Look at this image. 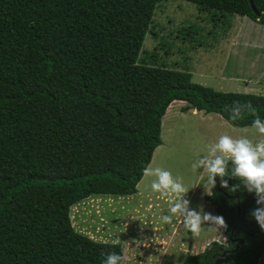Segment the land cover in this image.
<instances>
[{
	"label": "trees",
	"instance_id": "1",
	"mask_svg": "<svg viewBox=\"0 0 264 264\" xmlns=\"http://www.w3.org/2000/svg\"><path fill=\"white\" fill-rule=\"evenodd\" d=\"M200 12L264 26V0H182ZM160 0H0V264H103L122 247L78 233L71 208L94 196L128 197L161 144L175 101L252 127L264 96L218 92L188 70L140 59ZM236 102V103H234ZM233 107L243 117L230 120ZM232 165L229 164V171ZM219 178V177H217ZM221 179V178H219ZM235 193L206 200L226 221V245L211 242L181 264H259L264 231L245 213L256 201L238 178ZM239 211V213H238Z\"/></svg>",
	"mask_w": 264,
	"mask_h": 264
},
{
	"label": "rangeland",
	"instance_id": "2",
	"mask_svg": "<svg viewBox=\"0 0 264 264\" xmlns=\"http://www.w3.org/2000/svg\"><path fill=\"white\" fill-rule=\"evenodd\" d=\"M213 14V11L200 12L195 5L186 1L160 0L145 36L140 59L169 69L193 70L196 72L193 83L207 84L205 87L214 90L219 87L218 83L214 79L209 80L203 72L218 76L221 71L225 73V77L242 78L247 83H254L250 79L255 77H263L264 26L247 17L229 14L216 17ZM237 31V38L241 42H236L235 52L230 53L227 51V44ZM237 82L238 80L223 83L222 90L217 91L236 92L229 87L238 84ZM240 85L244 87L243 84ZM248 87L249 91L239 88L242 90H237V93L264 96V82ZM182 106L185 105L173 102L165 118L172 114V109ZM182 109L185 112L184 107ZM183 114L172 117L170 121L162 119V147L155 150L150 167L169 170L174 177L181 178L186 186H191L194 182H199L197 174L191 168L194 160L205 154L208 145L216 142L221 133H229L219 120L208 121L200 116ZM214 131L219 132L215 134ZM234 134L246 135L253 141L264 139V135L253 127L235 128ZM152 179L143 176L135 195L94 196L74 205L70 210L74 230L97 242L119 244L125 264H181L189 251V234L183 226L174 228L176 218L172 224L165 225L161 222V215L168 214V198L151 190ZM205 194L202 186L191 189L185 197L190 200V209L198 208L200 201L203 205L205 200L203 212L218 216L215 207L204 199ZM257 207L264 205H257L255 201L245 213L247 221H255L251 212ZM221 230L217 231V235L224 238L221 243L226 245V238ZM204 232L203 240L215 236L210 230ZM167 241L170 242L168 245ZM181 241L187 250L185 253L181 248ZM259 264H264V258Z\"/></svg>",
	"mask_w": 264,
	"mask_h": 264
},
{
	"label": "clouds",
	"instance_id": "3",
	"mask_svg": "<svg viewBox=\"0 0 264 264\" xmlns=\"http://www.w3.org/2000/svg\"><path fill=\"white\" fill-rule=\"evenodd\" d=\"M245 107L253 117L252 127L264 135V119L260 117L258 110L251 103H246ZM229 118L233 122L243 119L239 107H233ZM229 164L232 165L231 171ZM191 168L199 178V182H194L191 186H186L181 178L174 177L171 171L164 168L143 169L145 177L153 178L151 190L168 198V214L160 217L163 224H172L176 218L193 237H199L206 228L226 229L227 224L222 216L204 213L202 206L199 211L190 209V200L185 198L196 186H202L207 195H213V189L217 186V177L221 178L219 187L229 193H235L239 185L229 188L228 181L224 177L238 178L248 192L255 191L256 204L264 205V139L253 142L246 135L233 137L223 134L216 142L208 145L207 152L198 156ZM251 216L264 231V207H257L251 212ZM119 242L118 239L117 243ZM122 260L125 264L124 257L116 252H109L103 264H122Z\"/></svg>",
	"mask_w": 264,
	"mask_h": 264
},
{
	"label": "crops",
	"instance_id": "4",
	"mask_svg": "<svg viewBox=\"0 0 264 264\" xmlns=\"http://www.w3.org/2000/svg\"><path fill=\"white\" fill-rule=\"evenodd\" d=\"M241 23H242V21H241ZM238 33H239V31H237L236 33H234L233 35H232V37H230V39L231 40H229V42H228V46H227V51L228 52H230V53H234L235 52V47H234V45L236 44V42L237 43H239V42H241L237 37H239L238 36ZM224 66V65H223ZM188 70V69H187ZM189 72H190V74H191V80H193L194 79V75L196 74V72L195 71H193V70H188ZM203 74L204 75H206V77H209V80H212V79H214L215 80V82H217L218 83V88H216L217 90H222L221 88H222V84L223 83H227V82H231V81H234V80H238V84H235V85H231L229 88H230V90H232V91H236V92H230V93H237L238 91L237 90H242V89H246L247 91H249L250 90V87H248V85H251V84H260V82L262 81V82H264V76L263 77H255L253 80L252 79H250L251 81H253L254 83H247V81H242V78H240V79H238V78H235V79H233L232 77H225L224 76V74L225 73H222L221 71H220V75H218V76H214V75H208V74H206V73H204L203 72ZM242 77V76H241ZM249 81V80H248ZM240 83L241 84H243L244 85V87L242 88V86L240 85ZM203 86H207V84H202ZM247 87V88H246ZM209 88V87H208ZM239 88H242V89H239ZM212 89V88H211ZM214 90V89H213ZM217 90H215V91H217ZM218 92H222V91H218ZM225 93H228V92H225ZM239 94H242V93H239ZM176 103H180V105H185V106H182V107H184V109H185V112H183L182 110V107L181 108H175V109H172L171 111H170V113H172L168 118H165V116L167 115V114H169V109H170V107H172V104L168 107V109L166 110V114L164 115V117L162 118L163 120H167V121H170L171 120V118L172 117H174V116H178V115H184L183 113H185V114H192V116H200L201 117V119H207L208 121H216V122H218V120H219V122H223V124H224V126L228 129L227 130V132L229 133L228 135H232V136H234V137H239L238 135L239 134H234L235 133V128H239V127H232V126H230L221 116H219V115H217V114H204V113H202V112H197L195 109L193 110L192 108H191V106H189L187 103H185V102H182V101H175ZM197 112V113H196ZM246 128V127H245ZM240 129V128H239ZM219 131H214V133L215 134H217ZM221 135H223V133H221L220 135H219V137L221 136ZM218 137V138H219ZM257 140H255V141H253V142H256ZM162 147V144L160 145V147H158V148H161ZM156 150V149H155ZM155 152V151H154ZM154 154V153H153ZM153 156V155H152ZM151 166V162H150V164L148 165V167H150ZM144 176V175H143ZM143 178V177H142ZM142 180V179H141ZM139 184V183H138ZM135 195V194H134ZM205 196H207V194H205ZM204 196V199H206V197ZM101 197V196H100ZM129 197V196H128ZM206 207V201L205 200H203V205H202V202L200 201V203H199V207ZM198 207V208H199ZM198 208H196V209H194V210H200V209H198ZM211 215H212V213H210ZM182 226V224L179 222V220L177 219V223H176V226L174 227L175 229H176V227L177 226ZM206 227H208V226H206ZM205 230H210L211 232H213L214 234H215V236H211V237H209V238H206V240H203L205 237H203V235L205 234V232H202V234L199 236V237H193L192 236V234L190 233V232H188L187 231V233L189 234V237H190V242H189V244H190V247H189V251L187 252V250H186V248H184V246H183V242L181 241L180 243H181V248L184 250V253L185 252H187L186 253V255L183 257V261L185 260V258H186V256H187V254H199V253H202L204 250H205V248L207 247V245H209L211 242H217V243H219V244H222L221 242L223 241V239L224 238H220V236L219 235H217V231L218 230H216L215 228H206ZM204 230V231H205ZM173 231H174V229H173ZM172 231V232H173ZM221 233H223V230H221L220 231ZM177 233V232H176ZM223 236V235H222ZM170 237V236H169ZM168 238V237H167ZM104 243V242H103ZM170 242H168L167 241V243H166V245H168ZM197 250V251H196ZM163 252H165V249L163 250ZM182 258V257H181ZM183 263V262H182Z\"/></svg>",
	"mask_w": 264,
	"mask_h": 264
},
{
	"label": "water",
	"instance_id": "5",
	"mask_svg": "<svg viewBox=\"0 0 264 264\" xmlns=\"http://www.w3.org/2000/svg\"><path fill=\"white\" fill-rule=\"evenodd\" d=\"M248 1H249V4H250V6H251L253 12L256 13V14L258 15V13L256 12L255 7H254L253 4H252V1H251V0H248ZM191 108H192L193 110L195 109L193 106H191ZM216 181H217V183H218V180H216ZM221 189H222V188H220L219 185H218V190H221ZM238 213H239V211H238ZM243 244H244V242H243L242 240H237V241H236L235 249L232 250L230 253H235L236 251H238V249H239L240 247H242ZM226 255H227V252H224V253L222 254V257H220L219 259H217V260L215 261V264H227V263H228V257H227Z\"/></svg>",
	"mask_w": 264,
	"mask_h": 264
},
{
	"label": "flooded vegetation",
	"instance_id": "6",
	"mask_svg": "<svg viewBox=\"0 0 264 264\" xmlns=\"http://www.w3.org/2000/svg\"><path fill=\"white\" fill-rule=\"evenodd\" d=\"M216 180H218V183H217V189H218V185H219V181H220V179H219V178H216ZM220 191H221V190H220ZM237 240H241V239H237ZM237 240H236V241H237ZM236 241H235V246H236ZM242 241H243V240H242ZM234 249H235V248H234ZM234 249H233V250H234ZM231 251H232V250H226V251H224V252H227V254H228V253H230Z\"/></svg>",
	"mask_w": 264,
	"mask_h": 264
}]
</instances>
